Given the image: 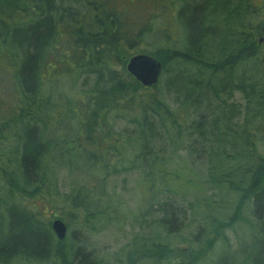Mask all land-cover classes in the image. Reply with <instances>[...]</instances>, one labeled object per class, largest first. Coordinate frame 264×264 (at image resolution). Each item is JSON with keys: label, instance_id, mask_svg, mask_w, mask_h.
<instances>
[{"label": "trees", "instance_id": "1", "mask_svg": "<svg viewBox=\"0 0 264 264\" xmlns=\"http://www.w3.org/2000/svg\"><path fill=\"white\" fill-rule=\"evenodd\" d=\"M160 2L0 0V59L14 71V104L7 113L0 105V264H106L108 257L86 251L85 237L59 240L49 215L61 212L68 229L75 219L87 232L111 223L122 203L109 202L102 184L109 174L137 170L143 197L118 218L149 214L155 224L154 254L145 255V240L140 262L198 264L202 249L172 247L186 225L173 194L189 181L170 166L192 134L205 140L196 145L210 160L209 183L235 197L225 220L203 213L201 243L209 250L220 242L225 252L224 230L245 224L244 258L233 255L230 264H264L263 0H170L182 30L175 34L160 18L169 9ZM137 41H151L149 55L162 66L151 88L124 63L117 68L136 55ZM171 137V149L160 150ZM63 173L69 183L61 187ZM158 191L169 197L155 202ZM213 221L216 238L206 234Z\"/></svg>", "mask_w": 264, "mask_h": 264}, {"label": "rangeland", "instance_id": "2", "mask_svg": "<svg viewBox=\"0 0 264 264\" xmlns=\"http://www.w3.org/2000/svg\"><path fill=\"white\" fill-rule=\"evenodd\" d=\"M262 3L264 4V0ZM160 5L169 7L163 16L160 17L162 20L167 21V30L173 34L179 30L182 32L180 28H176V25L173 24L175 5H171L170 0H161ZM259 18L260 21H264V15H259ZM158 23H160V20H158ZM146 44H149L150 46ZM151 46H153L151 41L149 43L137 41L134 53H136V55H149L154 47ZM10 61L11 60L7 59V57L0 59V105H2L5 113H7L9 111V107L11 108V106L14 104V71L12 68L13 62ZM126 62H128L127 58L119 59L117 61V68L121 70L123 63L125 64L124 67H126ZM168 78L169 77L166 76L162 79L161 83L159 84L160 91L164 92L167 89L166 81ZM168 96V102L175 98L173 94ZM235 101L236 103L240 102L238 93L235 94ZM122 124L123 122H121L119 126ZM195 136V134L194 136L192 134L189 138H187V150H181L180 153L177 152V156L174 158L172 166H170L172 170H178L181 176L186 177L185 180L181 179L183 182L189 181L188 184L187 182L181 183L179 188L173 194L175 197L174 199L179 201L185 208L186 225L185 228L180 232V236L177 237L178 239H175V244H173L172 247L174 250L181 249L186 254H193L191 252L202 249L204 255L198 257L196 261L198 264H230L232 261H234L233 255H235L236 260L244 258L242 253H240V250L242 249V244L246 245V237L249 234L248 226L238 223L232 228L224 230L223 233L228 238V249H226L225 252L224 250L222 251L220 242H216L212 249L209 250L207 249V246L203 245L204 243H201L202 238L204 237L197 234V228L200 224H204L202 221L204 217L203 213L211 214L212 217L217 221L225 220L233 210L235 197L227 192L221 194V192L216 190L209 183L208 170L210 160L208 159V155L204 153L205 149H200L202 146L198 147L196 145V142L205 140H201ZM171 142L172 137L171 140L168 138L161 140L159 142L158 148L160 149L162 146H169L166 150L168 151L171 149ZM113 157H115L113 160L114 163L118 161V155H114ZM104 162L107 163L106 160H104ZM0 168H2L1 163ZM106 178V181L102 184V189L105 192L103 194H106V197L108 195L109 202H121L123 204H118L121 207L119 211L111 210L112 217L117 219H112L113 223L111 222L93 225L91 231L87 232L86 230H79L74 226L73 222L75 219L73 218L75 217L72 216L70 217V220L73 219L74 221L70 223L71 226L69 229L66 223L63 222L67 227L68 240H73L77 236L80 238L85 237L83 242L85 243L86 251L91 253L95 258L105 259V256L108 257L105 260L106 264H122V262L124 264L129 260L135 264H150V262L146 260L140 262L139 258L141 251L137 248H141V245H143L144 241L146 240L145 246H147V248L145 250V255H148L150 258L154 254V251H152L149 246L153 241H155V233L157 232V229L155 228V224L152 222L149 223V214H147L145 218H142L139 214L134 215L135 217L133 218H118L124 209L126 211H136L140 204V201L143 197L142 190H140L139 187L140 172L138 170L134 172L129 171L126 173L117 172L115 175L109 174V176ZM68 183L69 178L67 174L63 173L59 176V184L61 187L67 186ZM11 195H14V193H11ZM165 195L166 193L164 194L162 192L160 194L158 191L155 202L159 199L169 197V195ZM0 199L2 198L0 197ZM13 201L14 196L10 201L11 204L14 203ZM250 213L251 211L248 207L244 215L250 216ZM49 217L50 220L53 221L56 218L60 219L62 215L61 212L59 213L54 210L52 215H49ZM43 218L45 219V216H43ZM47 221L48 219L44 222ZM212 224L213 225L210 227L209 233L206 234L210 238H213L214 236V238H216V235H214L213 232L216 223L213 221ZM72 233L75 234L74 238L72 237ZM162 234L163 233H160L159 236ZM159 239L160 238H158V240ZM248 245H250L249 242ZM148 256H144L143 259H148ZM23 264L27 263L24 262ZM161 264L170 263L163 262Z\"/></svg>", "mask_w": 264, "mask_h": 264}, {"label": "water", "instance_id": "3", "mask_svg": "<svg viewBox=\"0 0 264 264\" xmlns=\"http://www.w3.org/2000/svg\"><path fill=\"white\" fill-rule=\"evenodd\" d=\"M125 68L128 74L144 87L155 85L162 70L161 63L158 60L144 54L131 56ZM51 228L59 240L65 237L66 225L60 219H54Z\"/></svg>", "mask_w": 264, "mask_h": 264}]
</instances>
